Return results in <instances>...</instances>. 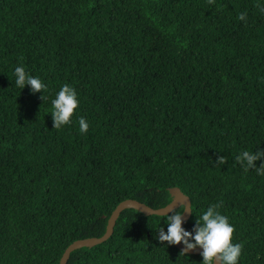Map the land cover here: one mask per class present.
Masks as SVG:
<instances>
[{"label":"trees","instance_id":"obj_1","mask_svg":"<svg viewBox=\"0 0 264 264\" xmlns=\"http://www.w3.org/2000/svg\"><path fill=\"white\" fill-rule=\"evenodd\" d=\"M17 66L43 100L15 86ZM64 84L79 107L53 129ZM259 150L264 0H0V264H59L123 201L163 208L175 187L192 203L185 230L219 204L238 264H264V175L236 160ZM166 219L126 210L68 264H201L158 242Z\"/></svg>","mask_w":264,"mask_h":264},{"label":"clouds","instance_id":"obj_2","mask_svg":"<svg viewBox=\"0 0 264 264\" xmlns=\"http://www.w3.org/2000/svg\"><path fill=\"white\" fill-rule=\"evenodd\" d=\"M238 19L243 21L245 14L241 13ZM14 77L17 88L23 90L28 87L32 94L40 93L43 100L47 86L38 77L32 76L23 66L15 67ZM51 106L53 129L70 124L75 110L79 107L76 90L67 84L62 85L52 99ZM78 124L81 133L88 131L89 125L83 117L78 120ZM236 160L245 167V170L254 169L257 175H264V163L259 167L255 163L264 161V151L259 150L255 153L244 151ZM218 162L223 163V158L220 157ZM219 209L220 205L215 204L203 210L195 220L192 232L182 227L183 215L186 212L191 213V207H184L183 211H172L164 222L166 231L160 227L156 239L166 247L183 245L184 255L197 248L201 249V264H238L242 246L233 242L235 229L229 218Z\"/></svg>","mask_w":264,"mask_h":264},{"label":"water","instance_id":"obj_3","mask_svg":"<svg viewBox=\"0 0 264 264\" xmlns=\"http://www.w3.org/2000/svg\"><path fill=\"white\" fill-rule=\"evenodd\" d=\"M169 194L171 196V202L167 206L159 209H153L137 200L129 199L123 201L118 205V207L115 209V211L108 219L106 232L102 237L85 238L75 241L66 249L63 256L60 259L59 264H68L72 257V254L78 250H81L83 248L92 249L96 246L102 245L105 242H107L114 234L118 219L120 218L121 214L126 210L137 211L140 214L144 215L145 217H150V216L166 217L172 211H177L181 208L190 206L191 213L186 212L183 215L182 227L184 228L192 217L191 200L179 188L176 187L170 188ZM174 246L182 253L183 245H174ZM201 251H202L201 249L197 248L191 252H186L185 254L198 256L201 255Z\"/></svg>","mask_w":264,"mask_h":264}]
</instances>
